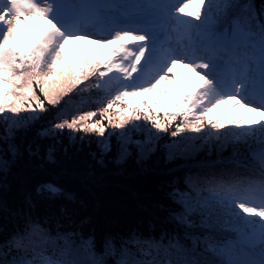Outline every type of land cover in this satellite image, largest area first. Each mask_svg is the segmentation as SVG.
I'll return each instance as SVG.
<instances>
[{"label": "snow or ice", "instance_id": "snow-or-ice-1", "mask_svg": "<svg viewBox=\"0 0 264 264\" xmlns=\"http://www.w3.org/2000/svg\"><path fill=\"white\" fill-rule=\"evenodd\" d=\"M259 116L264 0H0V264H264Z\"/></svg>", "mask_w": 264, "mask_h": 264}, {"label": "trees", "instance_id": "trees-1", "mask_svg": "<svg viewBox=\"0 0 264 264\" xmlns=\"http://www.w3.org/2000/svg\"><path fill=\"white\" fill-rule=\"evenodd\" d=\"M193 10L194 9L191 8L188 9V11H193ZM37 25L39 28L40 26L45 25V22L42 19H35L30 22L29 27L31 26L34 31H39L38 28L36 29ZM128 43L131 45L137 42H128ZM88 50L96 51L95 45L81 42L71 46V53L74 56L80 51H88ZM99 51L107 52L108 49H103ZM81 87H83V85H81ZM168 100H171L169 96L165 100L166 104ZM231 110H232L231 105L225 106L220 110V114L229 115L231 114ZM24 114L25 113H21V115ZM161 115H163V113H161ZM263 119L264 116H261V120ZM107 123L108 122L105 121L106 125ZM177 123H179V121ZM109 129L112 131L110 127ZM161 135H165V134H161ZM182 135H192V134L186 133ZM158 183H159L158 178L155 175H153L151 172H141L140 169L134 163L126 165L123 169L117 168L115 166H111L109 171L106 173V175L103 178L101 187L92 190L94 201L90 199L89 193L87 191L81 192V196L86 201H88L89 204L94 202L97 207L105 208L109 203V198L111 195L119 194L123 201L131 203L147 189L151 188L152 190H156V188L158 187Z\"/></svg>", "mask_w": 264, "mask_h": 264}, {"label": "rangeland", "instance_id": "rangeland-1", "mask_svg": "<svg viewBox=\"0 0 264 264\" xmlns=\"http://www.w3.org/2000/svg\"><path fill=\"white\" fill-rule=\"evenodd\" d=\"M31 27V26H30ZM43 27H45V25H43V26H40L39 28H38V25H37V27H36V29L38 28V30H41ZM31 29H32V27H31ZM33 30V29H32ZM34 31V30H33ZM175 72L177 73V74H186V78H187V80H195L196 78L193 76V74L191 73V72H187V70H185V69H180V68H177L176 70H175ZM186 82V81H185ZM167 90V85L165 84V85H161V91L162 92H164V91H166ZM170 98H171V100H175L176 98H178V96H179V91H178V89H177V87L174 85V86H172V90H171V92L169 93V95H168ZM254 119H259V120H261V116H259V117H254ZM264 120V119H263ZM109 131H111L110 129H108Z\"/></svg>", "mask_w": 264, "mask_h": 264}]
</instances>
